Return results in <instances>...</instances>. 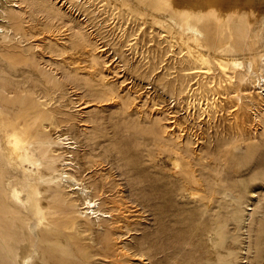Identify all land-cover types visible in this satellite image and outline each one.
Listing matches in <instances>:
<instances>
[{"label":"rangeland","instance_id":"1","mask_svg":"<svg viewBox=\"0 0 264 264\" xmlns=\"http://www.w3.org/2000/svg\"><path fill=\"white\" fill-rule=\"evenodd\" d=\"M19 1L24 8V20L28 19L22 31L28 37V43L17 37L11 39L1 35L0 43L10 49L11 57L24 51L33 58L37 69L52 67L58 72L55 76L58 77L62 73L60 61L66 55L62 44L67 46L66 53H72L88 43L86 32L90 31L93 32L91 38L95 35L92 41L97 39V45L105 48L101 52L92 49L91 45L82 48L81 51L91 48L93 52L92 55L89 52L83 54L87 58L84 62L87 68L78 75L82 81L66 82V85L62 82L51 92L54 99L58 98L57 105L60 103L66 111L61 117L71 126L68 133L75 141V165L80 170L92 164L89 169L78 171L77 176L86 183H102V190L115 187L111 192L104 191L96 202H103L110 196L121 200L122 193L116 192V188H121L130 208L135 206L136 213L143 214L138 219L136 215L130 217L132 222H136L135 230L113 238L110 255H91L86 264H200L206 219L216 208L215 203H210L207 210L200 199L215 195L216 184L221 188L225 205L221 217L223 223L218 227L215 224V234L222 239L218 249L224 248L231 258L225 264H264V234L258 231L264 227V117L258 111L253 112L264 103V91L261 93L262 89L254 86V75L249 73L242 82L247 84V90L241 85L237 92H231L230 84L225 82L227 80L223 81L225 75L214 60L209 72L194 71L197 64L180 52V46L170 40L171 37L162 31L157 22L148 19V12L140 15L134 11L139 10L134 5L118 7L104 4L103 0H72L79 5L81 12L71 16L66 8L59 9L51 0ZM184 1L186 3L182 4ZM194 1L182 0L178 4L186 6ZM47 10L50 11L48 18ZM85 20L86 25L80 24ZM113 52L116 55L112 59ZM92 56L101 64L90 61ZM51 69L49 72L54 75ZM88 71L103 81H93L95 86L84 85ZM5 72L2 69L1 73ZM33 77L30 75L28 80ZM217 84L220 86H215ZM216 87L218 90L221 88V92ZM102 88L106 92L101 93ZM110 91L117 95H111ZM229 94L233 95V102ZM245 95L248 97L244 98ZM224 99L228 103L231 101L230 110L227 108L224 111L219 106L220 101L225 102ZM235 99L240 101L239 104L233 105ZM175 119L185 133L180 137L177 134L182 131L176 130V134L169 131ZM60 127V130L67 128L64 124ZM174 144L182 147L187 144L185 154L177 150L175 156H170L171 150H176ZM63 145L60 144L57 154L63 152L62 155H66ZM184 162L200 177L199 182L189 184L188 190L182 188L184 184L177 177ZM63 186L58 202L62 201L65 206L62 211L52 208V216L60 221L64 216L70 218L74 225L67 228L68 233L90 251L99 246L97 242L112 219L110 216L94 217L92 212L91 216L82 214L85 209L76 194ZM110 205L107 202L104 207ZM252 206V210L248 209ZM162 211H165V216ZM252 211L254 214L250 216ZM38 230L39 226H36L31 231L35 244L39 241Z\"/></svg>","mask_w":264,"mask_h":264},{"label":"bare ground","instance_id":"2","mask_svg":"<svg viewBox=\"0 0 264 264\" xmlns=\"http://www.w3.org/2000/svg\"><path fill=\"white\" fill-rule=\"evenodd\" d=\"M51 1L57 4L61 10L66 8L65 10H68L66 12L70 13L71 16L81 12L79 5H75V2L72 0ZM91 1L94 2L93 0ZM91 1L89 0L87 2ZM179 1L182 3V0ZM179 1L103 0L102 3H106L107 5L112 4L118 7H129L134 5L139 9L134 11L140 15H144L145 12H148V19L157 22L162 31H165V34L167 32V36L171 37L170 40L175 41L180 46H178L181 49L180 52H183L186 58L191 59L197 64L194 71L199 70L201 73L209 72V70L212 69L211 61L214 60V63L218 64V68H220L225 75L223 81L227 80L225 82L230 84L231 92L239 90L241 87L247 90V84L244 85L242 82L246 75L252 73L254 75V86L261 88L262 91L259 92L263 93L264 0H201L202 2L193 0L194 2L186 6H180L178 4ZM184 3H186V1L182 4ZM20 4L21 2L19 0H0V36L10 37L11 39L17 37L27 42L28 37H25L22 31L25 26L23 24L27 22L28 19L26 21L24 20V8L23 5ZM5 8L10 9V11H7ZM64 14H62V16ZM76 16L74 18H76ZM48 17H50V11L47 10L46 18ZM82 19L84 20V18ZM85 23H87L86 20L85 22L80 21L82 25ZM62 32H64V30H62ZM86 34H88V43L86 45H91L92 49H99V52L105 50L104 47L100 48L98 46L99 44L97 45V39L92 41L95 35L92 36V38L90 36L93 32L88 31ZM86 45H82L83 47L81 46V48H78L72 53H66L67 46L65 47L62 44V48L64 49L63 52H65L66 55H64L63 58L61 57V63L59 64L62 73H60L58 77H55L58 72L56 73L54 68L51 69V66L49 69L53 70L54 75L49 72V69H37L33 58L25 54L24 51H22L20 55L11 57L10 49H8L5 44L0 43V57L3 60L0 62L2 64L0 65V264H86L91 255H110L113 238H120V236L135 230L134 226L136 222H132L130 217L136 215L138 219V217L143 214L136 213L135 206L133 209L130 208L127 198L124 196L121 188H116L117 193H122L121 200L118 201L116 197L107 196L108 198H105L103 202H96L100 199L104 191L110 190L111 192L115 187H108L102 190V183H86L83 178H80L76 174L78 171L83 172L89 169L92 164L84 167V169L79 167L80 170L75 165V141H72V137L68 133L71 126L69 121H65V119L61 117V114H65L66 111H64L60 103L57 105L58 98L54 99L51 89H57L58 85L62 84V82H65L66 85V82L72 84L73 81L79 83L82 81V78L78 77V75L83 72L82 70H86L87 68L86 64H84L87 58H84L83 54H88L89 52L92 55L93 53L90 50L91 48L81 51L82 48H86ZM114 52L112 53V59L116 55ZM50 55L52 54H49V56ZM177 55L178 54H176V56ZM90 61H96L101 64L94 56L90 58ZM41 62H43V60ZM116 67L117 66H115V68ZM180 67L182 68V66H179V68ZM2 69L6 70L4 74L1 73ZM88 73L89 78H85L84 85L94 84L95 86L93 81L97 83L103 81L95 78L91 71H88ZM181 74L182 72L180 75ZM197 74L198 73H196V75ZM30 75H34V79L28 80ZM200 77L202 76L200 75ZM104 79H106V77ZM194 79L195 78H193V80ZM218 81L221 82V80ZM218 84L215 86H218ZM227 86L228 85H226V89L229 90V86ZM218 87H216L217 90ZM211 88L213 89L214 86ZM220 89L221 88H219L218 91H220ZM223 89H225V87ZM62 90H64V88H62ZM105 90V88L100 89L101 93L106 92ZM211 90L209 91L208 89L209 92H211ZM213 90H215V88ZM110 93L113 96L117 95L116 92L110 91ZM203 93L205 94V92ZM249 94L252 96V93ZM232 97L233 95L230 96L231 101L234 100ZM247 97V95L244 96V98ZM183 98L184 97H182V100ZM227 99H224L225 102L220 101L219 103V106H221L224 111L230 107L229 103L231 101L228 103ZM207 100L209 101L208 98ZM239 102H236L235 99L234 104H232H239ZM230 108L228 110H230ZM235 112L237 113V111ZM253 112H257L264 117V103L259 105ZM220 114L219 112V115ZM240 115L242 116V114ZM248 115L247 117H249ZM69 117L70 116H68V118ZM173 122L175 124L169 128L172 134H176V130H183L181 129L179 121L175 119ZM63 124L67 127L66 130L59 129ZM253 130H256V128ZM179 133L177 137L185 134L183 131ZM199 140H201V138ZM60 144H64L63 146L66 147V155H62L63 152L59 154L56 153ZM174 147L176 150H171V153H169L170 156H175V154L178 153L177 150H179L180 153L183 151L185 154L187 144L183 147L174 144ZM188 149H190V147H188ZM190 162L188 161L189 164ZM186 166H188L187 163ZM186 166L184 162V166L180 169L177 176L182 180L184 184L182 188L184 190H188L189 184L200 181V177H197L190 170L191 167L189 169ZM63 185L67 186L66 188L69 187L70 190L76 194L79 203L83 206L82 208L85 209L81 211L82 214L85 213L86 216H89L92 212L94 217L105 218L110 216L112 219L105 229V233L97 242L99 246L93 247L90 251L83 247L80 240L75 239L72 234L68 233L67 228L74 225L73 222L70 221V218L64 216L63 220L60 221L56 219L55 216H52L54 214V211L51 210L52 208L57 207L62 211L61 208L65 206L62 201L58 202V199L61 197L62 189L64 188ZM202 191L204 192V189H202ZM214 191L215 195H211L212 197H203L200 199L203 205L207 206V210L210 208V203H215L214 205L216 207L212 210V216H208L206 219L207 226L203 231V255L200 264H225V262L231 260L224 248L220 251L218 249L221 244L220 240L222 239L215 234V224L218 227L223 223L221 217L223 216V208L225 205H223L224 198L221 195V188L217 184L214 187ZM254 195H256V193H254ZM107 202L111 204L110 207H107L110 210L104 207ZM252 208L253 206L248 209L252 210ZM139 212H141V210H139ZM164 214L165 211H162V215ZM253 214L254 212L252 211L250 216ZM36 226H39V230L36 233L37 239H39L37 244H35V239L31 235V231L35 230ZM258 231L264 234V227ZM121 250L125 252L124 249ZM243 253H247V251ZM112 258L114 257L112 256Z\"/></svg>","mask_w":264,"mask_h":264}]
</instances>
